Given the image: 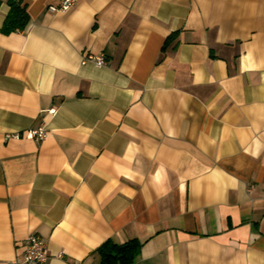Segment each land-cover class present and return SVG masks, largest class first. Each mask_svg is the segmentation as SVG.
Wrapping results in <instances>:
<instances>
[{
  "label": "crops",
  "instance_id": "obj_1",
  "mask_svg": "<svg viewBox=\"0 0 264 264\" xmlns=\"http://www.w3.org/2000/svg\"><path fill=\"white\" fill-rule=\"evenodd\" d=\"M21 1L3 32L0 0V264L33 233L38 264H123L100 248L130 240L127 264H264V0Z\"/></svg>",
  "mask_w": 264,
  "mask_h": 264
},
{
  "label": "built area",
  "instance_id": "obj_2",
  "mask_svg": "<svg viewBox=\"0 0 264 264\" xmlns=\"http://www.w3.org/2000/svg\"><path fill=\"white\" fill-rule=\"evenodd\" d=\"M77 0H60L58 5H50V11H65L71 8ZM88 59L92 60L97 66H102L106 63L104 56L99 54L88 55ZM50 113H55V109H49ZM46 129L42 127L29 128L25 132L28 138L44 139L46 136ZM49 257L48 247L45 239L38 234H30L26 237L23 244V253L16 258L14 264H38L44 263Z\"/></svg>",
  "mask_w": 264,
  "mask_h": 264
},
{
  "label": "trees",
  "instance_id": "obj_3",
  "mask_svg": "<svg viewBox=\"0 0 264 264\" xmlns=\"http://www.w3.org/2000/svg\"><path fill=\"white\" fill-rule=\"evenodd\" d=\"M9 11L5 16L1 27L3 32H11L17 29H23L29 21L28 13L21 0H8ZM170 38V37H169ZM168 39V38H167ZM139 243L136 240H130L123 244L111 242L104 243L100 250L104 261L119 260L123 264L132 261L139 250Z\"/></svg>",
  "mask_w": 264,
  "mask_h": 264
}]
</instances>
